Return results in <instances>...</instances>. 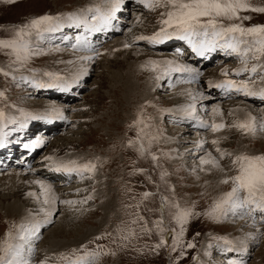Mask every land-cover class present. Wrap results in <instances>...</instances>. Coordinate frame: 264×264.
<instances>
[{"label": "rangeland", "instance_id": "1", "mask_svg": "<svg viewBox=\"0 0 264 264\" xmlns=\"http://www.w3.org/2000/svg\"><path fill=\"white\" fill-rule=\"evenodd\" d=\"M130 1L132 3V0ZM251 2L254 6H264V0H251ZM99 3L101 0H16L15 3L9 4L6 0H0V38L12 36L14 29L39 15L45 13L66 15L69 12H78L87 8L90 4L92 6ZM127 3L130 4V2ZM137 6L138 4L130 5L128 9L125 5L120 8H124L125 12L112 22L114 25L115 21H121L120 30L110 27L107 30L109 35H106L100 43L95 45L94 49L100 55L95 58L94 64L91 63L93 60L89 61L91 70L88 71L87 76L81 78L80 86L73 96H55L53 92L58 89L49 91L48 88H43L38 91L32 86L31 81L33 76L39 80L47 81L48 78L43 75L45 71L56 72L68 80H72L74 71L69 65L72 59L93 53L89 54L90 51L74 48V43L71 45L70 41L62 40V38L65 36L72 38L75 33L77 35L82 31L81 27L73 26L74 28L67 30L69 27L64 25V29L61 27L55 33H47L42 40L36 41L33 37L34 44L43 50L42 55L34 57L29 62V68L35 71H30L29 68L18 69L13 72L16 79H13L12 76L5 77L0 73V91L5 93L4 97L0 98V108L4 109L7 117L15 118L20 123L24 120L23 113L44 115L51 107L56 106L62 109L63 119L67 120L64 125L59 127L60 129L54 126L55 129L52 132H46L50 134L44 135L46 137L42 144L44 150L38 156L36 153L25 158L30 159L29 163L24 162L23 153L18 152L16 147L15 163L13 160L4 163V165L1 164L3 166H0V240L10 229L15 235L19 225L43 219L41 216L43 213H40L41 215L38 217L34 216L38 209L35 210L33 204H36L34 201L43 202V191L38 190L39 184L34 182L35 180L41 181L39 178H44L50 173L47 167L49 162L45 157H57L60 160L63 158L65 161L76 160L80 157L88 158L90 160L85 162L92 161L97 165L91 178H86L83 182L75 180V182L59 181V183L66 189L76 186L75 184H84V186L93 184L94 188L91 190L85 188L81 190L80 188L75 191L76 193H63L65 198L71 197L70 201H78V203L73 204L71 209L74 210L67 211L68 209L59 208L60 202L59 204L57 202L58 208L56 207L57 211L51 217V223L41 228L40 237L34 242V251L27 257L30 264H40V262L36 263L38 255L46 251L51 253L50 260H47L48 264H64L58 259L59 254L79 248L82 244H87L89 249H96L97 245L104 246L103 252L106 254L99 257L97 264H228L229 260H240L239 262L242 264H264V235H261L264 233V228L259 230L260 227H264V221L261 220L260 213L258 217H255V224L252 220L247 221L240 215L229 214L227 218L215 220L205 214L214 200L231 188V183L225 184L221 181L236 174V169L232 166L233 157L225 156L220 159L219 154L215 155L210 149L217 146L211 142L208 143L209 137L207 138V136L212 131L184 121L182 119L184 113L174 111L192 102L188 95L189 90L194 94L202 92L209 94L210 96L206 99L197 95V115L200 119L211 123L214 121L211 116L213 107L219 106V109L224 113L226 126L220 130L223 134L220 136L222 144H219V148L227 150L233 156L240 153L257 155L264 153V132L258 131L255 136L245 135L231 125L234 122L242 121L240 117L247 119L250 113L257 116V120L264 119V100L259 102L242 97L220 98L215 93H209L208 88H204L205 85L208 86L209 81L207 82V80L210 78V81L217 80L218 77L214 79L212 77L223 74L220 71L221 68H226L228 65L230 66L227 69L233 68L231 65L237 61L233 56L222 60L217 55L213 61H206L204 66L197 67L200 68L198 69L200 70L199 79L191 84L182 82L187 79L183 75L175 77L172 74L171 79L164 77L157 80L160 68L163 66L154 68L150 61L178 59L179 62H185L189 67L197 66L195 61L187 60L182 53L179 56L171 46L165 48L152 44L147 45L143 41L131 39L130 50L128 47H124L126 43L121 41L122 44L112 49L111 56L104 57L105 53L102 48H106L108 43L114 44L117 39L125 40L137 29L139 33L136 35H144L141 34L144 31L153 32L161 27L159 21L162 19L161 13L166 11L165 8L142 9L140 6V9ZM241 15L251 17V19L243 21L244 26L264 24V13L242 12ZM114 26L118 27L117 23ZM60 31L63 33L59 34ZM81 34L89 36L85 29ZM181 48L184 51L182 46ZM0 64V67L8 70L9 58L2 53H0ZM238 65L242 67L240 62ZM121 69L129 71L135 75V79L141 80V86L136 88V94L131 95L129 88L126 89V83L117 79ZM175 78L177 80L179 78L181 82L175 81ZM147 80L149 83L151 81L149 87L152 89H148V92L145 93ZM76 86L78 84L74 83L71 88L77 89ZM181 88L186 91L182 92ZM66 93H70V91ZM70 97L72 98L67 99ZM142 106H144L145 118H152L151 123L160 135L159 141L152 144L151 151L157 154L162 168H157L150 157H141L135 147L128 146V140H134L137 137V127H129V125L137 119ZM161 109H173V111L166 112ZM43 120L47 124L53 122L50 118ZM43 120H28L27 127L38 125ZM7 125L17 124L9 123ZM39 126L34 127L31 131L32 139L37 138L38 134L43 131V125ZM6 130L8 133L13 131L8 127ZM29 131L27 130V132ZM14 137L16 138V136ZM201 140L206 143L203 145L204 150L199 153L198 142ZM18 144L20 145V143ZM208 153L219 160L220 169L211 165H200V158L206 157ZM39 161L40 163L36 164ZM207 166L210 167L207 168ZM30 168L34 170H27ZM38 169H41L38 171L41 173H34ZM134 169H145L146 171L141 173L135 172ZM12 170H20L23 173V179L17 183L20 189L18 187L9 189L4 186V178ZM162 170L168 174L166 182L160 179ZM74 176L76 179L80 178L76 174ZM74 176H69V180H72ZM94 176L97 177L92 180ZM149 176L151 179H148ZM45 180L47 184L51 185L58 183V180L51 178H45ZM31 186H36L37 193L36 188L31 189ZM11 189H16L17 195L15 196L24 203L25 206L22 210L27 211V214L21 215L17 211L15 213L7 210V204L14 200L9 194ZM145 191L162 193L170 198V203L174 199L181 207L193 208L194 212L199 213L190 219L184 236L185 242L191 241L195 247L186 249V255L180 257L179 260H177L178 252H171L168 247H162L155 252L150 251L151 246L155 245L160 238V234L155 230L153 224L156 218L162 214L160 195L144 200L139 208L140 215L152 229L151 235L139 233V224L143 223L139 222L135 226L138 238L132 239L126 247L121 246V234L117 229L126 227L127 222L134 218L130 214L137 211L136 208H129L126 205H134L139 202L140 194ZM29 193H35L36 199L33 200V196H28ZM5 194L11 197L5 198ZM89 195L92 196V199L87 200L86 203H79ZM133 197L135 199H132ZM171 212V207L164 210L163 215L166 220H171ZM64 214H70L71 218L67 219L62 228L58 229L61 224L60 218ZM13 222H15L16 228H12ZM167 226L169 228L179 227L174 222ZM258 230L260 235L253 240L251 237L256 236L254 233ZM53 232L56 234L54 235ZM100 236H103V239H96ZM221 236L233 241V245L237 248L241 247V241H246L247 251H226L228 246L222 240L216 239ZM53 237L58 238L56 242L60 248L59 246L55 249L51 248L50 242ZM169 243H171V238Z\"/></svg>", "mask_w": 264, "mask_h": 264}, {"label": "snow or ice", "instance_id": "2", "mask_svg": "<svg viewBox=\"0 0 264 264\" xmlns=\"http://www.w3.org/2000/svg\"><path fill=\"white\" fill-rule=\"evenodd\" d=\"M7 3L13 4L16 0H6ZM125 0H101V3L94 4L90 7L81 9L78 12H69L50 14L45 13L32 18L25 24L13 30L12 36L8 38H0V53L9 58L8 70L0 67V73L5 77H16L13 72L29 68V62L36 56L43 54V50L34 44L33 37L36 41L42 40L46 33H55L66 25L69 28L84 27L85 32L89 35L93 32L107 31L112 22L116 19V14L124 5ZM136 3L143 4L148 9L163 7L165 12L161 13L162 19L159 21L161 27L150 36L139 35L135 37V41H147L149 44H164L173 39H178L187 44L191 52L198 57L207 58L212 53L222 51L228 56H236L242 67L233 71V75H245V79L239 81L228 78L230 73L227 69L223 70L224 80L213 83L209 82V88L221 89L225 96L233 93L242 94L245 97H259L264 100V24L244 26L243 21L251 19L248 15H241L242 12L264 13V6H254L251 0H136ZM89 14L91 17L89 19ZM239 21V22H237ZM67 40L68 37L63 38ZM76 43L74 48L90 51L92 55L78 57L81 65L77 72L73 74V78L69 81L59 73L45 71L43 75L48 78L47 81L39 80L35 76L32 77V86L35 88H51L58 89L61 92L71 90L72 84H78L82 77L88 75V68L85 62L92 61L95 56L100 55L91 45L88 36L78 34L75 37ZM124 47H130L125 44ZM58 50V49H57ZM181 49H176L181 54ZM251 62V66L250 65ZM74 63V62H73ZM154 68H160V74L157 80L168 77L171 79L173 73L186 75L187 79L184 83H193L198 81L200 72L198 69L189 67L186 64L177 63L174 60L150 61ZM30 71H35L30 69ZM24 79V77H21ZM177 82H181L178 80ZM257 84L261 85L257 87ZM5 93L0 91V98ZM192 102L182 106L181 110L184 115L192 120H196L201 128L210 129L212 132H218L226 125L223 122L209 123L200 119L197 115L196 98L197 95L203 98V93L194 94L188 91ZM150 103V102H146ZM143 107L138 113L137 119L133 121L129 127H137V137L128 140L129 147H135L141 157H150L157 168H162L156 153L151 151L152 144L160 139L159 133L155 130V126L151 123L152 118H145ZM161 111L172 112L173 109H161ZM213 115L220 114L218 106L213 107ZM24 120L19 123L21 129L27 127L28 120H43L49 116L63 119V111L55 106L51 107L44 115H33L31 113H23ZM51 122V121H49ZM17 123L15 118L7 117L3 108H0V148L6 146V139L10 133L5 132L4 128L7 124ZM231 127L238 128L245 135L255 136L257 132H264V119L257 120L255 116L249 114L244 121L234 122ZM15 130V129H13ZM44 143L42 139L33 140L31 143L23 144L25 149H35ZM206 141L198 142V147H203ZM213 145H218L219 140L211 141ZM216 152L220 159L225 156L233 157L232 166L236 169V174L226 177L221 182L231 183L229 191L223 193L218 199L214 200L210 209L205 213L210 218L222 220L227 218L229 214L241 217L251 218L256 223V213L261 214V220L264 221V153L250 155L240 153L233 156L227 150L216 147ZM50 163L47 165L50 171L56 173H64L68 176L76 174L81 179L91 178V174L96 171L97 165L88 161L79 163L77 160H54L53 157H45ZM200 165H211L216 169H220L219 160L208 153L206 157L200 158ZM222 170V169H221ZM135 172H145V169H134ZM89 174V175H86ZM166 171L160 172V179L166 182ZM148 179H151L149 176ZM40 184L44 193L45 205L41 207L35 215L43 213V219L29 221L27 224L19 225L18 231L13 235L10 229L0 240V264H30L27 258L34 251V242L40 237L41 228L51 223V217L57 211V197L53 193L52 185L44 181H36ZM130 191V190H129ZM35 196V193H29ZM160 195L161 199V217L153 222L155 230L160 234L159 241L151 246L150 251L155 252L162 247H168L171 252H178L177 260L186 255V249L194 248L195 245L191 241L185 242L184 236L187 231V225L191 218L199 215L193 211V208L181 207L174 199L170 203V198L162 193L145 191L140 194V201L134 205H126L129 208H136L137 211L131 213L133 219L127 222V226L118 228L120 232L121 246L126 247L127 243L132 239L138 238L135 226L139 222V233L151 235L152 229L148 227V222L140 215L139 208L144 200L151 196ZM92 199L89 195L79 203H86ZM132 199H135L133 197ZM65 204H75L78 201H60ZM171 207V220H166L163 215L165 209ZM174 222L179 227L169 228L167 225ZM15 222L12 228H16ZM259 231V230H258ZM165 233L171 238V243L165 238ZM199 235V233H197ZM264 235V233H261ZM253 240L255 236L251 237ZM96 239H103V236ZM216 239L222 240L226 247V251H247L246 241H241V247L237 248L233 245V241L227 237L221 236ZM115 242V241H113ZM102 245H97L96 249H89L87 244H82L79 248L71 249L66 253H60L58 259L64 264H97L99 257L103 252ZM114 254V253H112ZM40 264H47V257L40 261ZM228 264H242V262L229 260Z\"/></svg>", "mask_w": 264, "mask_h": 264}, {"label": "bare ground", "instance_id": "3", "mask_svg": "<svg viewBox=\"0 0 264 264\" xmlns=\"http://www.w3.org/2000/svg\"><path fill=\"white\" fill-rule=\"evenodd\" d=\"M97 1V0H96ZM130 2V4H128L127 2ZM86 4H88V3H86ZM86 4H84V5H86ZM93 4V3H92ZM138 4V6H137V8H140V6L142 7V9L145 7L144 5H142V4H139V3H136V0H132V3H131V1L130 0H125V3H124V5H122L121 7H123V6H125V5H127V8L129 9V7H130V5H137ZM91 6V4L89 5V7ZM88 7V6H87ZM83 8H84V6H83ZM141 9V8H140ZM124 10V8H122V9H120L119 11V14H118V12H117V14H116V17H118L119 15H121L123 12H125V11H123ZM120 17V16H119ZM89 19H90V17H89ZM118 19V18H117ZM117 23V26L118 27H116V26H114L115 24ZM122 22L121 21H115V23H114V25L112 24V26L111 27H113L114 29H119L120 28V24H121ZM75 27V26H74ZM73 27V28H74ZM66 28V27H65ZM62 29H64V27L62 26ZM70 28H68L67 30H69ZM81 29L82 30H84V27L83 26H81ZM80 29V30H81ZM120 30V29H119ZM72 31V30H71ZM77 31H79V30H77ZM157 31V30H156ZM156 31H153V32H156ZM82 32V31H81ZM81 32H79L78 34H81ZM59 34H62L63 33V31H60V32H58ZM115 33V32H114ZM128 33V32H127ZM139 33V31H138V29L135 31V32H133V34H130V36L127 38H125V40H123V39H117L116 41H114V44L112 43V44H107L106 46V48H103L104 49V57L106 56V58H107V56L109 55V56H111L112 55V49L114 48V47H116V46H118V45H120V44H122V43H127V44H129L130 42H131V39H134L135 40V37L136 36H139V35H136V34H138ZM47 34V33H46ZM77 34V35H78ZM68 35V34H67ZM106 35H109V32H107V31H101V32H93V33H91V35H89L88 37H89V40H90V42H91V45H92V47L94 48L95 47V45H97L98 43H100V41L102 40V39H104L105 38V36ZM116 35V34H115ZM126 35V34H125ZM75 36H76V33L73 35V37L71 38H69L68 37V41H70L69 43H71V45L74 43H76V41L74 42V38H75ZM90 38H92V39H90ZM62 40H63V38H62ZM134 40H132V41H134ZM121 41H122V43H121ZM140 42H142V41H140ZM145 44H149L147 41H143ZM101 43H104V42H101ZM132 43V42H131ZM130 43V44H131ZM129 44V45H130ZM156 46H162V45H160V44H157ZM171 46V45H170ZM129 48V47H128ZM165 48H167V47H165ZM78 49V48H77ZM128 50H130V48L128 49ZM90 53H92V52H89V54ZM187 55H184L185 57H186V59L187 60H190L191 62H194L195 61V63H196V67H195V69H200V68H197V67H202V66H204L205 64H206V62H204L205 60L204 59H195L194 60V58L192 57V55H191V52L190 51H188L187 53H186ZM102 55V54H101ZM179 55V54H178ZM180 56V55H179ZM178 56V57H179ZM78 57H80V56H77V57H75V59H72V61H71V63L69 64V65H71L70 67L71 68H73V74L75 73V72H77L78 71V69H79V67H80V65H81V61H79L78 60ZM98 56H95V58H97ZM230 57V56H229ZM236 57V56H235ZM93 59V62H91L92 64H94L95 62H96V59ZM221 57H219V59H220ZM236 59L237 60H239L237 57H236ZM108 60V59H107ZM169 60H174V59H169ZM222 60H225V58L224 59H222ZM174 61H176L177 63H180V64H186L185 62L183 63V62H179L178 61V59H176V60H174ZM74 62V63H73ZM97 62H99V61H97ZM86 63V66H87V68H88V71L90 72V65H91V63H89V61L88 62H85ZM208 64V63H207ZM238 68H240V67H238ZM238 68H232V69H227L228 71H229V73H230V75H232L235 79H237V80H241V79H245L246 78V76L245 75H241V76H236V75H233L232 73H233V71L234 70H236V69H238ZM226 68H221L220 69V71L221 72H223V70H225ZM200 71V70H199ZM125 72V73H124ZM72 74V73H71ZM117 74H118V72L116 73V76H117ZM174 75H175V77H176V75H182V74H180V73H173ZM213 74V73H212ZM184 77H187L186 75H183ZM245 76V77H244ZM134 77V78H133ZM216 77H218V79L217 80H212V81H214L213 83H216V82H219L220 80L222 81L223 79H224V75L223 74H220V75H215V76H213L212 77V79H214V78H216ZM119 81H124L126 84V89L127 88H129V90H130V93H131V95H134V94H136L137 92H136V88H139L140 86H141V83L142 82H140L141 80L140 79H135V75H132V73H130L129 71H125V70H123V69H121V71H120V73H119V77L117 78ZM175 81H178L179 80V78H178V80L175 78L174 79ZM210 80H211V78L209 79V80H207V82L209 81L210 82ZM70 81V80H69ZM211 81V82H212ZM208 82V83H209ZM74 84V83H73ZM158 84V83H157ZM31 85V84H30ZM149 85H151V81H150V83H149V81L147 80V82H146V85H145V93H147L148 92V89H152V87L150 88L149 87ZM160 85V84H159ZM80 86V84L78 83V86H76L77 87V89H75L74 87L73 88H71V90H70V93H66V92H61V91H56V92H53L54 94H55V96H58V97H64V96H66V95H71V96H73V95H75L76 94V90H78V87ZM155 87V86H154ZM35 88V87H34ZM204 88H208V91H209V93H215V94H217V95H219V97L220 98H224V97H242V98H245V99H248V100H253V101H259V102H262V100L261 99H258L257 97H245V96H243L242 94H235V93H233V94H231V95H229V96H225L224 94H223V92H222V90L221 89H217V88H209L207 85H205V87ZM36 89V88H35ZM34 89V90H35ZM181 89H183L182 90V92H185L186 90L184 89V88H181ZM212 89H214V90H212ZM37 90L38 91H41V90H43V88H37ZM48 90L49 91H51V88H48ZM189 90V89H188ZM187 90V91H188ZM38 91H36V92H38ZM149 91H151V90H149ZM205 91V90H204ZM213 91V92H212ZM203 93V98L204 99H206V97H209L210 95L209 94H205L204 92H202ZM182 95V94H181ZM214 95V94H213ZM221 95H222V97H221ZM72 97H70V98H67V99H71ZM202 98V99H203ZM186 105V104H185ZM56 107V106H55ZM219 107V106H218ZM176 113L177 112H183L182 110H181V107L180 108H178L177 110H174ZM247 111V110H246ZM238 113V112H237ZM250 113V112H249ZM251 114V113H250ZM183 115V114H182ZM252 115V114H251ZM212 116V118H213V120L216 122V123H220V122H223V123H226V117H225V115H224V113H222V111L220 110V114H218V115H211ZM253 116V115H252ZM240 117V116H239ZM248 117V116H247ZM257 117V116H256ZM48 118H50L53 122L52 123H50L49 125H47L48 127V130L47 131H43L42 132V134H49V133H46V132H52V130L53 129H55L54 128V126H56V128H59V127H61V125H64V123L67 121V120H64V119H58V118H55V117H48ZM179 118V117H178ZM241 119H242V121H244L245 119L244 118H242V117H240ZM182 119L184 120V121H189V122H191V124L193 123V124H197V121L196 120H192V119H189V118H187L185 115L182 117ZM186 119H188V120H186ZM17 125L19 124L18 122L16 123ZM46 123H45V120H43L40 124H38V125H34V126H32L31 128H28V129H25V130H20L19 131V129H20V127H19V125L17 126V125H13V126H10V125H8V128H10L11 130H13V129H15V130H13V131H11V132H9L10 133V135H8V137H7V144H6V146L4 147V148H1V150H0V166H3L4 165V163H7V162H9V161H13L14 160V163H15V156H16V152H17V148H18V152L19 151H23L22 153H24V154H26L27 156H26V158L28 157H30V153H29V151H27V150H22V148L20 147V145L21 144H23L22 142H24V141H26V142H32L33 140H36V139H38V138H34V139H32L31 137H30V135H29V133L32 131V129L34 128V127H36V126H39V125H45ZM196 126H198V124L196 125ZM40 127V126H39ZM199 127V126H198ZM47 128H45V129H47ZM43 129V128H42ZM60 129V128H59ZM27 130H30L29 132H27ZM6 132V131H5ZM24 133H26V134H24ZM209 134V136H207V138L209 137V140H208V143L209 142H211L212 140H214V139H217V140H219V144L221 145L222 144V140L220 141V136L223 134L222 133V131L220 132V130L218 131V132H210V133H208ZM43 135V136H44ZM14 136H16V138L14 137ZM13 137L15 138L14 140H13ZM40 139V138H39ZM12 140V142L11 143H9V141H11ZM211 140V141H210ZM14 142H16L15 144H14ZM18 143H20V145L18 144ZM219 144L218 145H216V146H218L219 147ZM17 147V148H16ZM222 147V146H221ZM210 149H212V151H213V153L216 155L217 154V152H216V148H210ZM44 150V146H42L41 148H39L37 151H36V153H34V154H36L37 156L42 152ZM204 150V147H200V149H199V153L200 152H202ZM33 154V155H34ZM35 155V156H36ZM32 156V155H31ZM2 157H3V160H2ZM19 159H20V156H19ZM54 160H57V161H60V159H58L57 157H54ZM62 160H64L63 158H62ZM65 161V160H64ZM49 162V161H48ZM40 163V161L38 162V163H36V164H39ZM50 163V162H49ZM1 164H3V165H1ZM35 165V164H34ZM208 167H210V166H207V168ZM33 169V168H32ZM31 168L30 169H27V170H32ZM34 170V169H33ZM32 170V171H33ZM38 171H41V169H38V170H35L34 171V173H37V174H39V173H41V172H38ZM44 174V173H43ZM46 174V173H45ZM62 176H58L57 174H55V172H53V171H50V173L49 174H47V175H45V177L44 178H39V179H41V181H44L45 183H47L46 182V180H45V178H51V179H55V180H58V183L57 184H55V185H52V189H53V193L55 194V196L58 198L57 199V202H58V204H59V202L60 201H70V198H65L64 197V195L65 194H63V193H72V192H75L77 189H80L81 188V190L82 189H87V190H91V189H93L94 188V185L93 184H91V185H87V186H84V184H82V185H80V184H75L76 186H72V187H69L68 189H66V187L65 188H63V186H62V184L61 183H59V181H62V182H65V181H67V182H75V180H76V182H83V180L84 179H81V178H79V179H76L75 178V176H74V174H72L73 176H74V178L72 179V180H69V176L68 175H63V174H61ZM57 176V177H56ZM38 177V176H37ZM40 177V176H39ZM96 177L97 176H94L93 178H92V180H94V179H96ZM23 179V173H22V171H18V170H12V171H10L9 173H8V176L7 177H5L4 178V181H3V183L5 184L4 186L6 187V188H15V187H18L19 188V185H17V183L19 182V181H21ZM38 179V180H39ZM26 180H28V179H26ZM85 180H86V178H85ZM92 180H89V181H92ZM29 182V181H28ZM86 182V181H85ZM84 182V183H85ZM2 183V182H1ZM34 183H36V180H35V182ZM53 183H55V182H53ZM100 183V182H99ZM37 184V183H36ZM66 184V183H65ZM26 185V184H25ZM27 186V185H26ZM30 186V185H29ZM65 186V185H64ZM4 188V187H3ZM25 188V187H24ZM31 189H35L36 188V186H31L30 187ZM20 189V188H19ZM27 189V188H26ZM29 189V188H28ZM38 190H41V191H43L42 189H41V186H40V184L38 185ZM110 191V190H109ZM9 194H11V196H12V198H14V200H12L11 202H9L7 205H8V207H7V210H9L10 212H15V211H17L19 214H21V215H24V213H26L27 214V211H23L22 210V208L25 206L24 205V203H22L21 202V200L19 199V198H17L15 195H17V192H16V189L15 190H13V189H11V190H9ZM62 192V193H61ZM36 193H37V188H36ZM76 193V192H75ZM6 196H5V198H9V197H11V196H9L8 194H5ZM9 196V197H8ZM28 196H33V195H28ZM36 196V195H35ZM35 196H33V200H35L36 199V197ZM42 196H43V201H44V193L42 194ZM3 197V196H2ZM79 198V197H78ZM77 198V199H78ZM97 198V197H96ZM75 199V198H74ZM7 200V199H6ZM30 200V199H29ZM72 201V200H71ZM36 204H33L34 205V207H35V210L36 209H38L37 211H35V212H38L39 211V209L41 208V207H48V205H42L41 203H43V202H36V201H34ZM26 204V203H25ZM44 204V203H43ZM77 204V203H76ZM72 206H73V204H65V203H60V205H59V208L61 207V209H63V210H67V211H69V210H74V209H71L72 208ZM5 207V206H4ZM56 207L58 208V205H57V203H56ZM70 208V209H69ZM75 208H77V207H75ZM29 212V211H28ZM65 212V211H64ZM16 213V212H15ZM72 213V212H71ZM76 213V212H75ZM36 214V213H35ZM34 214V216H36V217H38L37 215H35ZM41 215V214H40ZM41 216H43V214L41 215ZM259 216V213L255 216V217H258ZM35 218V217H34ZM69 218H71V215L70 214H67V215H63L61 218H60V222H61V224H60V227H58V229H60V228H62V225H63V223L67 220V219H69ZM244 218H246V220L248 221V220H252L251 218H248V217H244ZM31 219V218H30ZM29 219V220H30ZM31 220H33V219H31ZM260 220V219H259ZM71 221V220H70ZM69 222V221H68ZM77 226V225H76ZM260 226V225H259ZM264 227H260L259 228V230H262ZM79 230V229H78ZM58 232V231H57ZM263 232V231H262ZM54 233V235L56 234V232H53ZM52 233V234H53ZM250 233V232H249ZM248 234V233H247ZM256 236L255 237H258L260 234H259V231L258 232H256L255 231V233H254ZM56 241H58V238L57 237H53L52 238V240H51V248L52 249H55L56 247H58L57 246V242ZM63 247V246H62ZM59 248H60V246H59ZM240 253V252H239ZM241 254V253H240ZM49 255H51V253H49V252H41L39 255H38V261L36 262V263H39L41 260H44L46 257H47V260H50V256ZM51 260H52V258H51ZM240 261V260H239ZM51 263V262H50ZM47 264H48V261H47Z\"/></svg>", "mask_w": 264, "mask_h": 264}]
</instances>
